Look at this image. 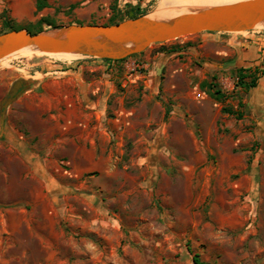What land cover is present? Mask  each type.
<instances>
[{
	"label": "rangeland",
	"instance_id": "374dc122",
	"mask_svg": "<svg viewBox=\"0 0 264 264\" xmlns=\"http://www.w3.org/2000/svg\"><path fill=\"white\" fill-rule=\"evenodd\" d=\"M205 1L118 0L115 13L173 18ZM36 2L0 0V33L4 18L106 23L115 4ZM250 39L203 33L121 64L1 61L0 103L15 82L31 84L0 125V264H264V76L235 87L240 69L264 71V41L252 50Z\"/></svg>",
	"mask_w": 264,
	"mask_h": 264
},
{
	"label": "water",
	"instance_id": "95a60500",
	"mask_svg": "<svg viewBox=\"0 0 264 264\" xmlns=\"http://www.w3.org/2000/svg\"><path fill=\"white\" fill-rule=\"evenodd\" d=\"M264 28V0L204 8L173 18L149 16L113 26L83 25L49 29L38 34L12 31L0 35V62L24 51L42 55L70 54L99 60H123L148 48L203 33L240 34ZM31 82L13 84L0 103L3 133L7 108L30 88Z\"/></svg>",
	"mask_w": 264,
	"mask_h": 264
},
{
	"label": "trees",
	"instance_id": "16d2710c",
	"mask_svg": "<svg viewBox=\"0 0 264 264\" xmlns=\"http://www.w3.org/2000/svg\"><path fill=\"white\" fill-rule=\"evenodd\" d=\"M206 1H213V0H206ZM117 3H118V0H115V4L113 7L114 13H113L112 18L108 22H106V23L90 22L87 24H77V25H79V26H83V25L113 26V25L122 23L126 20H133V19H137L139 17L145 16L144 13L140 12L139 8H136L133 5H127L128 11L125 13V15L118 16L115 13L117 10ZM45 7H46L45 0H37V2H36L37 11H41ZM2 26H3L5 31L0 33V35L8 33V32H12V31H23V30L28 31L31 34H38V33H41L43 31H46L49 29H57V26L55 24H53L47 18L41 19L36 24L30 25L27 28L15 27L9 19L4 18L3 22H2ZM208 34H213V33H208ZM137 56H138V54L132 55L126 59L118 60V61H114V60H102V61L105 63H109V64H121V63L126 62L128 59L134 58ZM263 76H264V71L260 72L257 69H255L254 72H251L250 69H240L237 73V81H236L235 87L241 88L245 91L256 89L258 86L259 80ZM206 87L209 90V96L213 100H215L216 102L223 103L227 100L228 96H226L222 91H220V89H217L215 85L203 83L202 88H206ZM239 107L243 108V104L239 103ZM222 112L227 113V114L232 115V116H235L238 120L243 118V112H240V111H233L232 109L223 108ZM199 257H200L199 255L194 256V258H193L194 264H203V263H201Z\"/></svg>",
	"mask_w": 264,
	"mask_h": 264
},
{
	"label": "bare ground",
	"instance_id": "6f19581e",
	"mask_svg": "<svg viewBox=\"0 0 264 264\" xmlns=\"http://www.w3.org/2000/svg\"><path fill=\"white\" fill-rule=\"evenodd\" d=\"M238 2V0H213V1H205L204 3L198 4L199 6H205L206 8L211 7H219V6H226V5H232L234 3ZM32 50H27L22 53H26ZM34 54V53H32ZM37 54V53H36ZM39 54V53H38Z\"/></svg>",
	"mask_w": 264,
	"mask_h": 264
},
{
	"label": "crops",
	"instance_id": "0c3cea01",
	"mask_svg": "<svg viewBox=\"0 0 264 264\" xmlns=\"http://www.w3.org/2000/svg\"><path fill=\"white\" fill-rule=\"evenodd\" d=\"M240 34H247L249 36V38H251L249 41L250 44H248L249 46H251L252 50L256 49L257 44H260L261 42L264 41V33L262 35L256 36L255 34H260V31H252V32H246V33H240ZM243 45V44H242ZM245 45V43H244ZM3 225H5V221H2Z\"/></svg>",
	"mask_w": 264,
	"mask_h": 264
}]
</instances>
